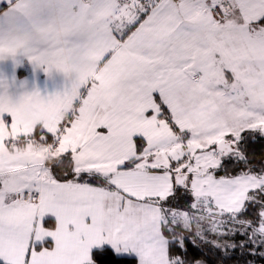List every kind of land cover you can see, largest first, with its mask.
Here are the masks:
<instances>
[{"label": "snow or ice", "instance_id": "snow-or-ice-1", "mask_svg": "<svg viewBox=\"0 0 264 264\" xmlns=\"http://www.w3.org/2000/svg\"><path fill=\"white\" fill-rule=\"evenodd\" d=\"M19 53L0 264H264V0H0Z\"/></svg>", "mask_w": 264, "mask_h": 264}, {"label": "crops", "instance_id": "crops-1", "mask_svg": "<svg viewBox=\"0 0 264 264\" xmlns=\"http://www.w3.org/2000/svg\"><path fill=\"white\" fill-rule=\"evenodd\" d=\"M64 82L65 77L62 73L55 70L46 73L42 67L34 65L22 53L15 57L0 59V89L12 93L34 90L49 93L60 90Z\"/></svg>", "mask_w": 264, "mask_h": 264}, {"label": "trees", "instance_id": "trees-1", "mask_svg": "<svg viewBox=\"0 0 264 264\" xmlns=\"http://www.w3.org/2000/svg\"><path fill=\"white\" fill-rule=\"evenodd\" d=\"M260 149H261V144L257 143V144H254V145H253L252 150L255 151L257 154L259 153ZM181 210H183V209H181ZM210 238H211V237H210ZM243 239H244V237H242V236H240V235H237L236 237H234V240H235L237 243L241 242ZM237 255H239L238 252H237ZM228 264H235V262H234V260H230V261L228 262Z\"/></svg>", "mask_w": 264, "mask_h": 264}]
</instances>
